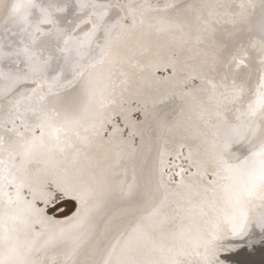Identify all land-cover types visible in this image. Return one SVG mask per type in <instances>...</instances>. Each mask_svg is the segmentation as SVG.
<instances>
[{
  "label": "snow or ice",
  "instance_id": "6c2138e0",
  "mask_svg": "<svg viewBox=\"0 0 264 264\" xmlns=\"http://www.w3.org/2000/svg\"><path fill=\"white\" fill-rule=\"evenodd\" d=\"M260 249L264 0H0V264Z\"/></svg>",
  "mask_w": 264,
  "mask_h": 264
},
{
  "label": "bare ground",
  "instance_id": "6f19581e",
  "mask_svg": "<svg viewBox=\"0 0 264 264\" xmlns=\"http://www.w3.org/2000/svg\"><path fill=\"white\" fill-rule=\"evenodd\" d=\"M191 2H196V0H191ZM220 2H233V0H220ZM236 3L244 2L247 3L249 0H234ZM252 3L259 4V0H251ZM221 28L222 31V38L224 43H228L230 40L229 32L232 31L231 26H224L222 25ZM165 74L163 72L162 66L157 71V75H163ZM144 107L143 101H141L139 104L135 101H130L127 105H125L124 108V114H119L120 110L117 109V115L113 118V125L118 126L120 129L123 130V136L125 138L128 137L129 132H132L135 130L133 127L134 124H137L138 122H141L144 120V113L141 110ZM127 124V127L125 125ZM109 131L112 130L111 126L108 128ZM135 142L139 143V137H135ZM40 207H43V204L41 203L39 205ZM51 214V213H49ZM252 259L257 262V264L262 263L264 261V249L262 251L255 252L252 256Z\"/></svg>",
  "mask_w": 264,
  "mask_h": 264
},
{
  "label": "water",
  "instance_id": "95a60500",
  "mask_svg": "<svg viewBox=\"0 0 264 264\" xmlns=\"http://www.w3.org/2000/svg\"><path fill=\"white\" fill-rule=\"evenodd\" d=\"M262 250H263V249H260V250H258V251H262ZM258 251H257V252H258ZM226 255H227V254H226ZM259 264H264V261H263L262 263H259Z\"/></svg>",
  "mask_w": 264,
  "mask_h": 264
},
{
  "label": "rangeland",
  "instance_id": "374dc122",
  "mask_svg": "<svg viewBox=\"0 0 264 264\" xmlns=\"http://www.w3.org/2000/svg\"><path fill=\"white\" fill-rule=\"evenodd\" d=\"M63 206V205H62Z\"/></svg>",
  "mask_w": 264,
  "mask_h": 264
}]
</instances>
